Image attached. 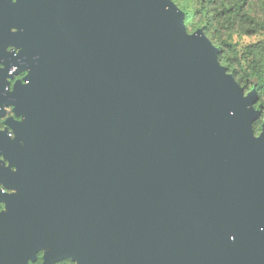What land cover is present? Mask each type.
Listing matches in <instances>:
<instances>
[{"label": "water", "instance_id": "95a60500", "mask_svg": "<svg viewBox=\"0 0 264 264\" xmlns=\"http://www.w3.org/2000/svg\"><path fill=\"white\" fill-rule=\"evenodd\" d=\"M25 198L0 264H264V123L171 0H20ZM250 97V96H249Z\"/></svg>", "mask_w": 264, "mask_h": 264}, {"label": "flooded vegetation", "instance_id": "af4514ba", "mask_svg": "<svg viewBox=\"0 0 264 264\" xmlns=\"http://www.w3.org/2000/svg\"><path fill=\"white\" fill-rule=\"evenodd\" d=\"M20 0H0V225L10 222L15 215V198H25L26 192L18 187L15 176L19 167L14 157L26 144L21 137V127L26 125V114L18 112L17 101L25 80L31 71L27 68L23 41L26 25L18 24L15 7ZM60 243L38 250L27 264H81L73 256H60L56 252Z\"/></svg>", "mask_w": 264, "mask_h": 264}, {"label": "trees", "instance_id": "16d2710c", "mask_svg": "<svg viewBox=\"0 0 264 264\" xmlns=\"http://www.w3.org/2000/svg\"><path fill=\"white\" fill-rule=\"evenodd\" d=\"M184 14L187 32L202 30L219 51L218 61L255 102L264 119V39L239 47L234 38L264 35V0H172Z\"/></svg>", "mask_w": 264, "mask_h": 264}, {"label": "rangeland", "instance_id": "374dc122", "mask_svg": "<svg viewBox=\"0 0 264 264\" xmlns=\"http://www.w3.org/2000/svg\"><path fill=\"white\" fill-rule=\"evenodd\" d=\"M172 1V0H171ZM179 1H184V0H179ZM173 2V1H172ZM194 32H196V31H194ZM194 32H188L189 34H193ZM264 39V35H262V36H253V37H241V38H234V41L238 44V46L239 47H244V46H247V45H249V44H254V43H257V42H259V41H261V40H263ZM252 94V92H250V93H247L245 96H244V100H245V102L246 103H248V105H249V100H248V98H249V96ZM250 106V105H249ZM256 109V108H255ZM264 123V119H262V121H261V125H260V129H262V124Z\"/></svg>", "mask_w": 264, "mask_h": 264}]
</instances>
